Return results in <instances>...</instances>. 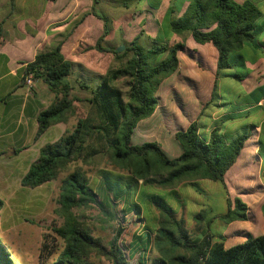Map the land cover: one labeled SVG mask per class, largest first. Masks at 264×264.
<instances>
[{"label":"trees","instance_id":"1","mask_svg":"<svg viewBox=\"0 0 264 264\" xmlns=\"http://www.w3.org/2000/svg\"><path fill=\"white\" fill-rule=\"evenodd\" d=\"M259 14L258 8L249 0L240 3L190 0L184 11L169 21V29L177 34L188 32L199 44L210 42L217 53V76L223 69L231 67V52L253 41ZM97 16L103 22V31L93 47L110 52L118 66L108 67L101 77L89 78L97 80L93 85L74 80L79 88L88 92V97L69 96L71 86L67 76L73 65L61 55L60 41L51 49L38 52L23 68V74L32 72L33 79H40L54 94V99L36 116L35 138L49 125L65 122L73 101L89 103L93 115L78 117L70 131L55 142L41 146L36 159L20 177V186L37 187L54 179L68 165L77 161L85 163L88 156L101 154L107 167L97 169L96 173L111 197L124 196L123 201L127 203V197L137 192L143 199L145 195V200L157 211L152 241L161 254L154 257L151 264H179L174 261L177 258L182 264H264V234L248 235L243 242L228 247L221 241H211L208 233L191 236L184 227L183 217L176 216L163 196L141 191L140 186L171 190L179 182L204 179L224 187L223 176L234 163L245 136L226 141L218 128H213L205 137L198 133L197 124L192 121L185 129L174 133L181 149L176 157H168L154 141L132 144L130 138L134 126L152 113L157 104L156 88L162 79L176 70V53L183 48V43L152 38L149 46L144 47L138 43L139 35H136L121 50L105 47L102 45L107 33L105 18ZM234 76L240 78L238 74ZM118 79L122 80L125 90L114 83ZM56 203V212L62 222L50 229L63 246L56 258L46 264H93L90 254L104 255L111 264H127L118 241L121 227L104 246L72 212L74 207L95 204L104 215L108 214L97 201L79 166L61 178ZM2 205L0 198V208ZM226 205V212L218 217L224 223L246 217L245 205L239 198L234 197L231 202L226 197ZM127 208L136 215L140 213L136 203ZM200 212L195 213L193 219L200 217ZM196 228L200 230L201 227ZM41 248H45V244ZM0 264H14L1 242Z\"/></svg>","mask_w":264,"mask_h":264},{"label":"crops","instance_id":"2","mask_svg":"<svg viewBox=\"0 0 264 264\" xmlns=\"http://www.w3.org/2000/svg\"><path fill=\"white\" fill-rule=\"evenodd\" d=\"M128 1L0 0V181L7 185V179L16 177L19 184L39 148L55 142L67 129L63 122H57L35 138L36 116L54 99V94L40 79H33L31 86L24 83L25 64L60 41L61 55L73 65L67 77L103 76L112 64L113 55L93 47L103 31V22L97 16L101 15L113 18L103 38L105 47L121 50L136 35L183 43L176 53V70L157 86L154 93L157 104L149 116L136 123L130 141L134 136L139 144L154 141L172 158L181 152L175 131L185 129L192 121L205 137L213 128H218L226 141L244 135L234 163L223 176L224 187L220 186L225 204L226 197L231 202L233 197L240 198L246 217L225 223L216 241L228 247L243 242L248 235L264 234V0H249L263 20L256 18L253 41L231 52V67L217 76V53L210 42L199 44L188 32L177 34L169 29V21L183 12L190 0H141L140 5L127 7ZM170 34L177 39L170 42L166 39ZM235 66L240 71L234 70ZM224 78L237 82L234 92L223 93ZM162 87L167 93H174L176 106L164 104L158 94ZM211 186L202 180L186 182L185 188L190 191L185 193L186 201L195 204L204 201L194 198L189 187L205 196ZM5 190L10 193L14 189L7 185ZM181 205L185 207L184 216L192 219L196 212L188 211L186 202ZM181 205L171 206L178 217ZM199 224L201 228L196 235L207 233L203 224ZM147 237L137 233L128 242L127 256L133 259L138 254L137 264H147L142 261L146 257L140 254L141 249L145 254L149 250L151 239Z\"/></svg>","mask_w":264,"mask_h":264},{"label":"rangeland","instance_id":"3","mask_svg":"<svg viewBox=\"0 0 264 264\" xmlns=\"http://www.w3.org/2000/svg\"><path fill=\"white\" fill-rule=\"evenodd\" d=\"M141 3V0H138L137 2L128 1L127 7L140 5ZM120 9H124V7H121ZM124 13L128 14V12ZM257 19L262 21L263 17L260 16L259 18L257 17ZM111 20H113V18H105L106 27L109 26ZM163 29H166L164 24ZM172 38L177 39V36L175 34H170L166 39L170 41ZM149 41L150 40L145 35L138 37V43L141 46H149ZM241 52L243 53V51ZM115 63L116 64H114V60L112 59V64L110 66H118V62L115 61ZM233 69L240 71V68L236 66L233 67ZM75 79L79 82H86L89 85H93L97 82V80L94 82L93 79L67 77V81L71 86L69 96L73 95L80 98L88 97V92L79 88L74 82ZM121 81V79H118L114 83L121 89L125 90ZM221 84L223 93H228L235 91L237 82L229 78H224ZM158 94L164 104L167 106H176V99L172 91L167 93L162 87L159 89ZM92 115L93 108L89 103L85 101H73L72 109L67 113V118L65 119V122H63L67 127L64 133L72 129L78 117ZM163 124L165 125L166 123ZM59 127L61 126L59 125ZM137 140V137L134 136L131 143L139 144ZM78 166L85 172L89 187L94 192L97 201L101 203L102 207L108 214L104 215V212L100 211L97 205L88 204L84 207L72 208V212L75 214L76 218L82 222L83 225L86 227L88 226L92 235L97 237L104 246L107 245V241L113 236L116 229L121 227L122 231L118 241L127 264H137L136 262L138 260V254L135 255L133 259H130V257L127 256V253L129 252V240L137 233L147 235V238L151 239L149 250L145 254L141 249L140 252L143 253L140 254H142L143 257H146V259L142 260L143 262L146 261L147 264H151V260L161 254L152 241L156 227L155 217L157 211L145 200V195L143 196V199L140 196V193L137 192L127 197V203H124L123 201L124 196L116 199L111 197L112 194L101 184L100 178L96 173L97 169L107 167L105 158L101 154L88 156L85 163L77 161L68 165V167L60 171L54 179L34 188H23L18 184V178L12 177L7 179V185L14 190L13 192L7 193L5 190L7 189L6 183L3 185L0 181V198L3 201V205L0 208V242L8 251L11 261L14 264H46L56 258L63 243L57 236H55L50 228L58 226L62 222L61 216L56 212L58 206L56 198L59 183L61 178L67 172ZM186 182L187 181L179 182L171 190L168 188L149 186L144 188L140 186V189L146 193L163 196L167 203L175 205L176 208L177 205L179 206L186 202L188 203V211L197 213L201 210L200 217L191 219L184 216L185 207L184 205H181L180 215L183 217L184 227L191 236H194L200 231L197 230L196 227H200L201 225L199 223H202L206 232L211 235V241L218 240V235H222L225 226L223 219L218 217L226 212L224 193L220 184L205 179L202 180L205 185H215L207 188L209 193L205 196L201 193L197 194V192L194 191L195 187H189L193 191L191 195L195 196L194 198L204 199L200 204H195L190 202L191 200L188 202L186 201L187 198L185 193L190 192L185 188ZM12 186L14 187L12 188ZM110 198L113 201H111ZM131 203H136L139 206V214L136 215L127 210L128 205ZM176 216L178 217V214H176ZM42 244H45V248L43 249L41 248ZM40 252L41 254H39ZM174 254L175 256H182L181 253ZM89 259L93 264H111L104 255L100 254H90ZM174 261L179 262V264L183 263L178 258L174 259Z\"/></svg>","mask_w":264,"mask_h":264},{"label":"built area","instance_id":"4","mask_svg":"<svg viewBox=\"0 0 264 264\" xmlns=\"http://www.w3.org/2000/svg\"><path fill=\"white\" fill-rule=\"evenodd\" d=\"M23 77V81L27 86H31L32 82H33V75L32 72H28L26 74L22 75Z\"/></svg>","mask_w":264,"mask_h":264}]
</instances>
